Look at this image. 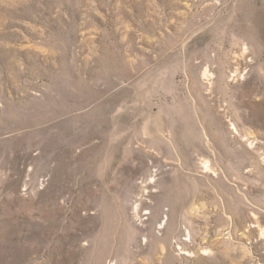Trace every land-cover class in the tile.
<instances>
[{
  "label": "rangeland",
  "instance_id": "374dc122",
  "mask_svg": "<svg viewBox=\"0 0 264 264\" xmlns=\"http://www.w3.org/2000/svg\"><path fill=\"white\" fill-rule=\"evenodd\" d=\"M0 264H264V0H0Z\"/></svg>",
  "mask_w": 264,
  "mask_h": 264
}]
</instances>
